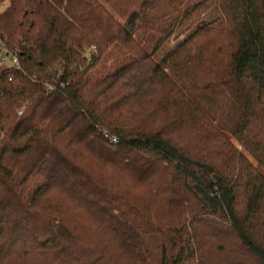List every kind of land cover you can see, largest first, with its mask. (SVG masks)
Returning a JSON list of instances; mask_svg holds the SVG:
<instances>
[{"label":"trees","instance_id":"obj_1","mask_svg":"<svg viewBox=\"0 0 264 264\" xmlns=\"http://www.w3.org/2000/svg\"><path fill=\"white\" fill-rule=\"evenodd\" d=\"M214 2L0 0V264H264V0Z\"/></svg>","mask_w":264,"mask_h":264},{"label":"rangeland","instance_id":"obj_2","mask_svg":"<svg viewBox=\"0 0 264 264\" xmlns=\"http://www.w3.org/2000/svg\"><path fill=\"white\" fill-rule=\"evenodd\" d=\"M206 0H199L200 5H203V11H202V15L201 18H203L204 20H206V15H211L212 13H214V11L216 12V3L214 2V0H211L207 3H205ZM4 5V9L6 8L5 4ZM2 9V10H4ZM214 17V16H213ZM215 19V17H214ZM207 21V20H206ZM214 21L213 18L211 17V19L208 18V22H212ZM233 142L236 144V141L233 140ZM237 145V144H236ZM239 151H242L244 154H246V156L248 158H250L249 153H246L243 149H241L240 147H238ZM166 200L161 199L159 196H153L152 198H150L149 200V204L151 206H153L154 210H157V213H159V210H161L163 213H166L167 211L170 210L169 206L167 205V203H165ZM167 210V211H166ZM172 214H173V210H172ZM70 220L72 221H77V218L75 216H70L69 217ZM171 219H173V217H170ZM89 223V222H88ZM86 223V225H88L91 228V225ZM185 264H192V262H186Z\"/></svg>","mask_w":264,"mask_h":264},{"label":"built area","instance_id":"obj_3","mask_svg":"<svg viewBox=\"0 0 264 264\" xmlns=\"http://www.w3.org/2000/svg\"><path fill=\"white\" fill-rule=\"evenodd\" d=\"M4 9V5L0 6V10ZM0 64L5 67H18L19 66V56L17 53L11 52L5 45V43L0 38ZM107 137V136H106ZM113 145L118 144L116 138H110Z\"/></svg>","mask_w":264,"mask_h":264}]
</instances>
